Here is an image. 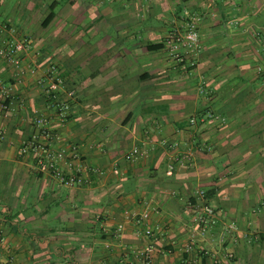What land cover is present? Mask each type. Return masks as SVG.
I'll return each mask as SVG.
<instances>
[{
	"label": "crops",
	"instance_id": "crops-1",
	"mask_svg": "<svg viewBox=\"0 0 264 264\" xmlns=\"http://www.w3.org/2000/svg\"><path fill=\"white\" fill-rule=\"evenodd\" d=\"M187 14L199 19V51L179 49L183 69L171 52ZM0 20L27 41L19 67L0 58L11 93L0 116L3 262L264 264V0H0ZM51 66L58 97L73 93L63 126L38 85ZM207 112L225 124L189 127ZM39 113L104 175L69 188L33 172L18 151ZM192 140L191 162L167 175L170 156L188 151L170 144ZM141 141L145 155L125 161ZM199 191L217 213L204 233ZM147 206L159 211L152 238L133 220Z\"/></svg>",
	"mask_w": 264,
	"mask_h": 264
},
{
	"label": "built area",
	"instance_id": "built-area-1",
	"mask_svg": "<svg viewBox=\"0 0 264 264\" xmlns=\"http://www.w3.org/2000/svg\"><path fill=\"white\" fill-rule=\"evenodd\" d=\"M199 19L197 16L186 15L185 28L182 37L178 36L175 41L176 44L172 45L171 54L177 56V52L182 47L191 56H196L199 51V39H198V25ZM26 40L17 39L11 35L9 25L0 20V58L10 65L19 67L21 64V55L26 50ZM176 60L181 67L185 69L187 64L183 59L177 56ZM192 66L193 64L189 63ZM29 73L34 74V70H30ZM38 85L43 92L51 99V109L58 120L59 126H63L70 113L69 99L73 97V93L70 92L68 100L58 97L60 89L63 87V80L56 76L55 67L51 66L48 73L40 80ZM203 92V90H200ZM0 116L6 114L10 108V88H8L0 80ZM225 124V119L213 112H207L204 115L197 118L193 116L189 119V127L197 129V127L204 126H216L221 128ZM32 132L23 141L19 148V156L22 159L29 161L30 169L38 174H46L55 179V181L64 187H79L85 184V174L103 176L104 171L99 168H93L85 164V161L80 155L79 148L75 145L69 144L64 136L55 130L48 116L39 113L36 114L33 124ZM2 133L0 132V139ZM192 142H173L169 148L171 150H177L180 146H183L186 151L183 156L178 157L171 155L168 164L167 175H171L174 165L179 164L184 166L191 162V144ZM146 142L141 141L137 145L133 146L124 155V160L127 162L135 161L145 155ZM102 150L101 146H98ZM111 172L115 175L119 174L118 168L113 167ZM198 198L202 203L197 207L198 212L194 216V223L197 224L201 233H204L208 228L214 226L217 222L216 210L206 202L205 191L197 192ZM157 207H148L140 214L133 217L136 225L145 223L146 227L143 230L144 235L147 238H152L159 231L160 226L153 224L151 220V214H158ZM228 229H235L234 224H229ZM118 231L122 230V226H118ZM2 241V235L0 233V243ZM188 251V249H187ZM0 264H7L0 258Z\"/></svg>",
	"mask_w": 264,
	"mask_h": 264
},
{
	"label": "trees",
	"instance_id": "trees-1",
	"mask_svg": "<svg viewBox=\"0 0 264 264\" xmlns=\"http://www.w3.org/2000/svg\"><path fill=\"white\" fill-rule=\"evenodd\" d=\"M52 19H53V13H50L49 16H48L47 18H45V20L43 21V23H42V27H46V25H47L48 23H50ZM160 47H161L160 45H155V46H149L148 49H149V50H157V49H159ZM180 66H181V64H180ZM213 113H215V112H213ZM216 114L222 116V115L219 114V113H216ZM197 118H199V117H197Z\"/></svg>",
	"mask_w": 264,
	"mask_h": 264
},
{
	"label": "rangeland",
	"instance_id": "rangeland-1",
	"mask_svg": "<svg viewBox=\"0 0 264 264\" xmlns=\"http://www.w3.org/2000/svg\"><path fill=\"white\" fill-rule=\"evenodd\" d=\"M11 1H13V0H11ZM183 35V34H182Z\"/></svg>",
	"mask_w": 264,
	"mask_h": 264
}]
</instances>
